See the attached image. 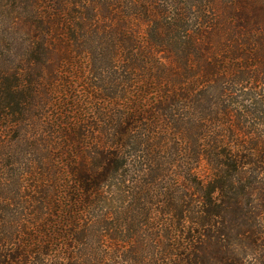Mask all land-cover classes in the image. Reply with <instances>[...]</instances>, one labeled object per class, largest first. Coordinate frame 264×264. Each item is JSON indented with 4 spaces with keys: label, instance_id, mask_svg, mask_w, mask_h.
I'll list each match as a JSON object with an SVG mask.
<instances>
[{
    "label": "trees",
    "instance_id": "16d2710c",
    "mask_svg": "<svg viewBox=\"0 0 264 264\" xmlns=\"http://www.w3.org/2000/svg\"><path fill=\"white\" fill-rule=\"evenodd\" d=\"M0 264H264V0H0Z\"/></svg>",
    "mask_w": 264,
    "mask_h": 264
}]
</instances>
